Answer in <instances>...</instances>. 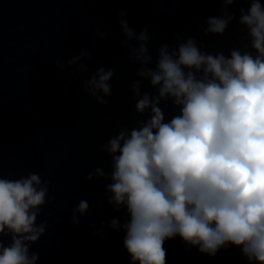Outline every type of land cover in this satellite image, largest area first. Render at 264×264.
<instances>
[{
  "label": "clouds",
  "instance_id": "obj_1",
  "mask_svg": "<svg viewBox=\"0 0 264 264\" xmlns=\"http://www.w3.org/2000/svg\"><path fill=\"white\" fill-rule=\"evenodd\" d=\"M219 2L222 14L206 20L205 35H224L236 19L229 9L238 0ZM246 2L238 24L249 44L226 56L202 51L195 38L178 37L177 47L158 49L154 67L148 29L137 34L124 19L126 10L119 13L122 46L130 62L139 64L131 85L135 110L150 117L121 127L102 145L112 158L111 171L97 167L87 179L109 180L107 204L126 210L129 219L121 224L113 218L109 226L123 228L132 264H166L165 241L177 236L209 256L234 246L249 264H264V4ZM90 55L82 50L57 64L83 74L88 69L80 61ZM114 74L99 67L83 81L84 91L106 105ZM143 80L154 92L141 93ZM167 101L179 114L165 122L159 105ZM50 184L38 173L12 179L0 169V264H37L39 255L30 248L46 233L47 221L37 220L54 201ZM89 209L87 200L78 202L71 211L74 226Z\"/></svg>",
  "mask_w": 264,
  "mask_h": 264
}]
</instances>
